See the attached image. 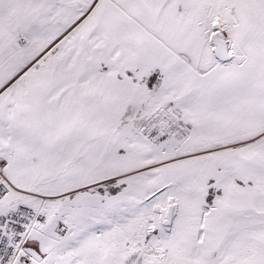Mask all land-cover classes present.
I'll list each match as a JSON object with an SVG mask.
<instances>
[{
	"label": "snow or ice",
	"instance_id": "obj_1",
	"mask_svg": "<svg viewBox=\"0 0 264 264\" xmlns=\"http://www.w3.org/2000/svg\"><path fill=\"white\" fill-rule=\"evenodd\" d=\"M0 264H264V0H0Z\"/></svg>",
	"mask_w": 264,
	"mask_h": 264
}]
</instances>
